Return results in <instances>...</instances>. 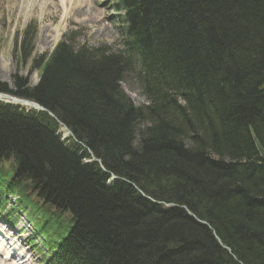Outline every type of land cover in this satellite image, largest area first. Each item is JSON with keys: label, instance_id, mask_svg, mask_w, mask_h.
<instances>
[{"label": "trees", "instance_id": "obj_1", "mask_svg": "<svg viewBox=\"0 0 264 264\" xmlns=\"http://www.w3.org/2000/svg\"><path fill=\"white\" fill-rule=\"evenodd\" d=\"M117 9L121 51L75 50L65 37L38 87L0 82L56 114L109 173L84 163L82 144L61 141L48 112L0 102V206L17 193L33 210L49 245L59 243L53 264H264V0ZM135 69L140 107L119 86ZM110 173L123 180L108 184Z\"/></svg>", "mask_w": 264, "mask_h": 264}, {"label": "rangeland", "instance_id": "obj_2", "mask_svg": "<svg viewBox=\"0 0 264 264\" xmlns=\"http://www.w3.org/2000/svg\"><path fill=\"white\" fill-rule=\"evenodd\" d=\"M7 2L0 0V82L15 92L40 85L44 62L65 37L75 50L86 46L106 47L118 52L124 47L127 24L116 11L118 0H89L81 3L82 6L77 1L69 0H16L13 1L16 3L14 11ZM27 2L32 6L26 5ZM30 26H36L38 32L33 39V48L27 49L23 58L22 40ZM138 75L136 69L128 73L119 86L134 105L140 107L148 100ZM22 222L24 224L20 225ZM27 222L22 217L19 226L27 228ZM2 226L12 230L13 235L17 229L7 228L4 221H0ZM18 237L21 238V235L18 234ZM1 252L4 253L3 250ZM33 255L37 263L41 253L33 252ZM40 258L42 261V256Z\"/></svg>", "mask_w": 264, "mask_h": 264}, {"label": "water", "instance_id": "obj_3", "mask_svg": "<svg viewBox=\"0 0 264 264\" xmlns=\"http://www.w3.org/2000/svg\"><path fill=\"white\" fill-rule=\"evenodd\" d=\"M0 98H3L4 99V101H5V99L7 98V99H10V100H12L13 102H20V103H29L32 107H35V108H39V109H43V110H47L45 107H43L42 105H40V104H35V103H33L32 101H26V100H19V99H15L14 97H12V96H10V95H6V94H4V93H0ZM54 115V114H53ZM55 116V115H54ZM255 144H256V147H257V149H258V152L260 153V155H261V157L263 158V160H264V147L262 146V144L260 143V141L255 137ZM176 206V205H175ZM183 208H185L190 214H192L189 210H188V208H186V207H183ZM194 216V215H193ZM198 221L199 222H201V223H204V224H206V225H208V223L206 222V221H202V220H200V219H198ZM209 226V225H208ZM210 228H211V230H213V228L211 227V226H209ZM213 233H214V235L216 236V238H217V240L220 242V244L222 245V247L224 248V249H228L229 251H230V248L229 247H227V246H225L223 243H222V241H221V239H220V237L217 235V233H216V231L215 230H213ZM231 252V251H230ZM232 255H233V257L237 260V258H236V256L233 254V253H231ZM240 264H243L242 262H240Z\"/></svg>", "mask_w": 264, "mask_h": 264}, {"label": "bare ground", "instance_id": "obj_4", "mask_svg": "<svg viewBox=\"0 0 264 264\" xmlns=\"http://www.w3.org/2000/svg\"><path fill=\"white\" fill-rule=\"evenodd\" d=\"M13 1H16V0H8V2H7L8 3V7H10V9L13 7L12 11L15 10V6H16V3H14ZM69 1H77L81 5V3H84V2L87 3L89 0H69ZM26 5H30V3L27 2ZM31 6H32V4L29 7H31ZM0 242H2V239L1 238H0ZM11 259L16 260L15 256H13V255H12V258Z\"/></svg>", "mask_w": 264, "mask_h": 264}]
</instances>
